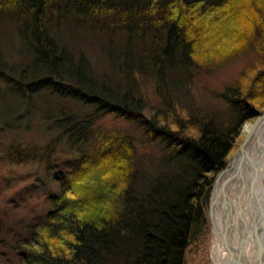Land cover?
Returning a JSON list of instances; mask_svg holds the SVG:
<instances>
[{"label":"trees","instance_id":"16d2710c","mask_svg":"<svg viewBox=\"0 0 264 264\" xmlns=\"http://www.w3.org/2000/svg\"><path fill=\"white\" fill-rule=\"evenodd\" d=\"M3 21L17 25L27 60L18 67L0 58V79L38 98L42 122L57 132L43 147L11 145L7 154L53 174L65 140L74 148L65 152L79 159L49 193L52 208L15 237L20 264H186L193 243L208 236L215 176L242 123L264 107V70L223 95L235 113L225 130L213 114L183 109L174 94L248 47L264 51V0H0ZM63 30L99 39L115 75L98 77L87 53L64 43ZM143 75L152 76L155 110L136 92ZM73 102L91 112L81 117ZM106 115L159 145L155 174L138 162L134 131L94 127ZM86 178L93 180L84 185ZM77 186L84 195L70 197ZM44 233L66 234L67 251L51 249Z\"/></svg>","mask_w":264,"mask_h":264},{"label":"rangeland","instance_id":"374dc122","mask_svg":"<svg viewBox=\"0 0 264 264\" xmlns=\"http://www.w3.org/2000/svg\"><path fill=\"white\" fill-rule=\"evenodd\" d=\"M9 22L3 21L0 24V58L3 59L2 62L6 61L10 66L21 67L27 60V55L23 49L17 25ZM84 33V31L70 33L69 30H63L61 38L74 52L87 53L98 77L108 78L110 75H115L114 68L101 46V41L88 37ZM263 53L264 51L259 47H248L211 72H202L191 82L188 89L183 88L182 91L175 92V97L181 102L180 106L189 111L200 112L201 110L213 114L220 129L225 130L233 121L235 113L226 103L223 95L229 87L241 81L242 76H248L250 73L257 75L259 71L264 70ZM151 77L141 76L136 92L148 100L149 106L155 110L159 107V97L155 93ZM7 84L8 82L0 79V264H20L21 258L12 247L15 237L18 233L24 232L23 228L28 223L37 220L52 208L49 193L58 192L60 185L57 179H63L77 169L79 159L71 160L69 156L71 153L65 152L74 150V148L68 149L69 146L66 145L65 140L60 142L58 153L50 166L53 174L47 173L44 163L31 160L18 162L9 157L7 151L11 145H21L31 150L33 147H43L57 137V132L42 122L40 103L33 102L34 99L37 102L38 98L34 95L33 99L24 98L19 93L22 88L18 89ZM74 105L77 106L81 117L91 112L89 108L79 107L81 104L77 105L73 102ZM260 111L259 115L242 123L233 148L226 158L225 167L244 142L248 134L247 126L251 127L261 113H264V107L260 108ZM94 127L102 131L119 128L134 131L139 137L136 143L139 164L150 174L158 171L164 154L159 145L149 140L151 137L140 130L137 125L115 115H106L99 117ZM221 171L216 174L215 178ZM107 176L112 177L111 172ZM54 177H57L56 180ZM91 177L96 178L95 175ZM89 180L93 179L86 178L81 182L85 185L86 181L91 182ZM84 193L83 186H77L68 194L70 197H78ZM209 219L208 236L204 231L206 237L193 243L188 251L186 264H215L212 258L214 223L210 210ZM44 234L51 249L67 251L66 234L54 237H48V233Z\"/></svg>","mask_w":264,"mask_h":264},{"label":"bare ground","instance_id":"6f19581e","mask_svg":"<svg viewBox=\"0 0 264 264\" xmlns=\"http://www.w3.org/2000/svg\"><path fill=\"white\" fill-rule=\"evenodd\" d=\"M236 153L213 193L212 258L215 264H264V118L247 149Z\"/></svg>","mask_w":264,"mask_h":264},{"label":"water","instance_id":"95a60500","mask_svg":"<svg viewBox=\"0 0 264 264\" xmlns=\"http://www.w3.org/2000/svg\"><path fill=\"white\" fill-rule=\"evenodd\" d=\"M264 118V113L262 115H260L257 120L254 122V124L252 125L251 129L249 130L244 142L242 143V145L240 146L239 150H238V153H243L248 145L250 144V142L252 141V137L259 125V123L261 122V120ZM236 155L237 153L233 156V158L231 159V161L227 164V166L220 172V173H223L229 166L230 164L235 160L236 158ZM219 173V174H220ZM218 174V176L216 177V180H215V184H214V189H213V192H212V198H211V214L213 216V210H212V207H213V193H214V190H215V187H216V182L218 181L220 175ZM243 246H241L240 249H242Z\"/></svg>","mask_w":264,"mask_h":264}]
</instances>
